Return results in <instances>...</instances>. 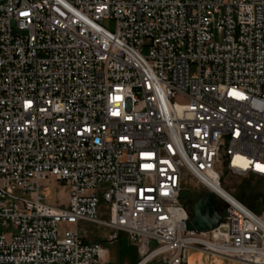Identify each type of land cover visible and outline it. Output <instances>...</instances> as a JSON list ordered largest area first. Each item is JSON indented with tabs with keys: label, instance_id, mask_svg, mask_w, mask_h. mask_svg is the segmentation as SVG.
Segmentation results:
<instances>
[{
	"label": "built area",
	"instance_id": "1",
	"mask_svg": "<svg viewBox=\"0 0 264 264\" xmlns=\"http://www.w3.org/2000/svg\"><path fill=\"white\" fill-rule=\"evenodd\" d=\"M186 176L217 229L186 231ZM233 178L261 183L252 208ZM84 223L125 234L136 264H264V0H0V264H102Z\"/></svg>",
	"mask_w": 264,
	"mask_h": 264
},
{
	"label": "rangeland",
	"instance_id": "2",
	"mask_svg": "<svg viewBox=\"0 0 264 264\" xmlns=\"http://www.w3.org/2000/svg\"><path fill=\"white\" fill-rule=\"evenodd\" d=\"M101 25L109 31H113L115 23L113 21L104 20ZM147 48L143 49V54H146ZM229 182L227 180L225 185L228 193L236 200L252 208L257 201L261 183L254 178H233ZM181 201L187 204L190 210L192 203L200 194H204L203 188L190 176H186L182 185ZM40 191L43 195V200L46 204L53 207H65L67 204L66 188L62 183L55 180H43L40 183ZM100 218H104V213H100ZM75 229L74 226L68 224H60V230ZM78 231L83 240L87 243L100 244L102 249L108 252V262L103 264H135L137 261V254L135 247L131 244L129 239L123 233H118L116 239L108 240L110 230L101 227L98 224L84 223L80 224ZM0 233L10 235L13 233L12 228L8 225L6 228H0ZM154 242L151 243L150 248H154Z\"/></svg>",
	"mask_w": 264,
	"mask_h": 264
},
{
	"label": "water",
	"instance_id": "3",
	"mask_svg": "<svg viewBox=\"0 0 264 264\" xmlns=\"http://www.w3.org/2000/svg\"><path fill=\"white\" fill-rule=\"evenodd\" d=\"M226 175L227 171H224L223 177ZM190 212L191 218L185 225V229L188 232H211L222 223L218 201L215 194L211 192H207L202 197L197 198L192 203Z\"/></svg>",
	"mask_w": 264,
	"mask_h": 264
},
{
	"label": "crops",
	"instance_id": "4",
	"mask_svg": "<svg viewBox=\"0 0 264 264\" xmlns=\"http://www.w3.org/2000/svg\"><path fill=\"white\" fill-rule=\"evenodd\" d=\"M104 252H105V255H104L102 264L105 261L106 262L109 261L108 252L105 250ZM136 258L138 261V257ZM147 264H164V263L161 260H153ZM186 264H239V263L232 261V260L223 259L220 257H211L208 254L202 251L196 250V249H188L186 252Z\"/></svg>",
	"mask_w": 264,
	"mask_h": 264
},
{
	"label": "trees",
	"instance_id": "5",
	"mask_svg": "<svg viewBox=\"0 0 264 264\" xmlns=\"http://www.w3.org/2000/svg\"><path fill=\"white\" fill-rule=\"evenodd\" d=\"M204 194H205V193H204ZM204 194H200V195H198V196L196 197V199L202 197ZM186 205H187V204H186Z\"/></svg>",
	"mask_w": 264,
	"mask_h": 264
},
{
	"label": "bare ground",
	"instance_id": "6",
	"mask_svg": "<svg viewBox=\"0 0 264 264\" xmlns=\"http://www.w3.org/2000/svg\"><path fill=\"white\" fill-rule=\"evenodd\" d=\"M221 193V192H220ZM222 194V193H221Z\"/></svg>",
	"mask_w": 264,
	"mask_h": 264
}]
</instances>
